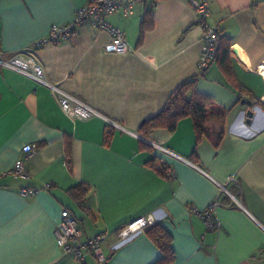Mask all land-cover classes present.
<instances>
[{
  "label": "crops",
  "instance_id": "0c3cea01",
  "mask_svg": "<svg viewBox=\"0 0 264 264\" xmlns=\"http://www.w3.org/2000/svg\"><path fill=\"white\" fill-rule=\"evenodd\" d=\"M84 3L0 0V51L8 56L24 49L52 24L70 21ZM208 3V24L230 41V73L218 55L198 74L204 29L190 0H135L132 15L109 14L108 22L124 31L130 46L125 53L106 52L109 34L84 25L65 42L34 49L47 81L122 128L99 116L70 118L50 87L0 68V264H79L54 240L63 208L77 218L80 241L105 234V264H155L161 258L144 229L111 249L120 228L147 215L171 236L174 258L168 264H264L255 256L264 248V0ZM188 79H195L196 91L211 98L223 120L207 121L200 134L190 116L173 130L140 134L141 124ZM249 108L254 115L247 121ZM26 144L35 145L25 159L27 174L2 176L24 156ZM79 184L87 187L82 201L72 192ZM22 188L33 192L23 195ZM215 198L220 228L209 230L188 209H204ZM86 262L96 264L91 254Z\"/></svg>",
  "mask_w": 264,
  "mask_h": 264
},
{
  "label": "built area",
  "instance_id": "2783aa9c",
  "mask_svg": "<svg viewBox=\"0 0 264 264\" xmlns=\"http://www.w3.org/2000/svg\"><path fill=\"white\" fill-rule=\"evenodd\" d=\"M134 4L135 0H85V3L75 10L74 17L70 21L63 24H52L46 36L34 40L24 49L8 56H4L0 51V68L12 69L50 87L56 97L59 107L70 118L86 119L99 116L104 118L108 125L122 128L117 122L103 116L88 103L62 89L59 85L47 81L41 66L33 57V51L43 44L50 43L57 45L69 40L76 34L77 27L84 25L94 29L104 30L109 34L110 41L104 46L106 52L125 53L130 50V46L125 38L124 31L109 23L107 16L115 11H121L125 16L132 15L134 12ZM190 4L196 12L197 21L204 29L203 47L198 60V74L202 75L217 56L220 32L216 26L210 25L207 22V18L210 15L208 0H190ZM260 100L264 104V94ZM131 133L142 138L135 132ZM152 146L164 153L185 160L160 144L152 143ZM34 148L35 145L33 144L24 145L22 148L24 156L17 158L12 167L1 175L13 177L25 176L27 174L25 159L33 152ZM229 180L235 181V178L230 176ZM32 192V189L27 188H22L20 190V193L23 195H28ZM226 193L233 201L238 203L234 194L227 190ZM219 205H221V203L215 198L204 209L191 206L188 210L190 214L200 217L207 229L218 230L220 224L216 218L215 211ZM155 222L156 220L153 215H147L140 216L127 223L118 230L119 241L111 246V249H115L120 243L130 239L141 232L145 227ZM53 235L56 245L62 249L63 254L77 259L79 264H87V254L93 256L96 264H105L107 256L101 249V244L105 240V234L100 233L84 241H80V230L77 218L69 209L63 208L61 210L60 218L54 226ZM255 256L264 260V248L259 249Z\"/></svg>",
  "mask_w": 264,
  "mask_h": 264
},
{
  "label": "trees",
  "instance_id": "16d2710c",
  "mask_svg": "<svg viewBox=\"0 0 264 264\" xmlns=\"http://www.w3.org/2000/svg\"><path fill=\"white\" fill-rule=\"evenodd\" d=\"M147 21L151 23L152 15L147 14ZM230 41L224 36L218 39L217 56L221 55L223 60L227 63L223 65L224 71L230 73V66L228 63ZM264 107V104L261 103ZM190 116L193 119L196 132L198 134L205 131V126L209 120L222 121L224 113L218 111L212 105V100L208 95L198 93L195 89V79H188L180 83L173 93L168 98L163 109L153 117L145 120L139 127L138 131L143 136H148L156 128H166L173 130L177 121L182 117ZM111 127H109L106 133V140L111 133ZM73 189V196L76 200L82 201L85 196L87 187L83 184H79ZM150 238L160 249L162 256L156 261L155 264H168L174 258V252L171 247L170 234L156 222L144 228Z\"/></svg>",
  "mask_w": 264,
  "mask_h": 264
},
{
  "label": "water",
  "instance_id": "95a60500",
  "mask_svg": "<svg viewBox=\"0 0 264 264\" xmlns=\"http://www.w3.org/2000/svg\"><path fill=\"white\" fill-rule=\"evenodd\" d=\"M248 103H250V101H248ZM254 115V112L251 108H249L247 111H246V117H247V121H250L251 117Z\"/></svg>",
  "mask_w": 264,
  "mask_h": 264
}]
</instances>
